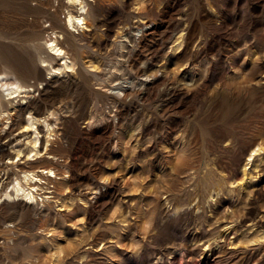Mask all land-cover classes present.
Wrapping results in <instances>:
<instances>
[{"label":"rangeland","instance_id":"obj_1","mask_svg":"<svg viewBox=\"0 0 264 264\" xmlns=\"http://www.w3.org/2000/svg\"><path fill=\"white\" fill-rule=\"evenodd\" d=\"M3 3L34 90L0 117V264H264V0H88L56 75L37 44L65 9ZM42 168L33 208L4 202Z\"/></svg>","mask_w":264,"mask_h":264},{"label":"bare ground","instance_id":"obj_2","mask_svg":"<svg viewBox=\"0 0 264 264\" xmlns=\"http://www.w3.org/2000/svg\"><path fill=\"white\" fill-rule=\"evenodd\" d=\"M3 1V7L6 8L9 5V2L11 0H1ZM22 4L25 5V3H32L35 2V7H32L31 5V13L29 12L26 17L31 20H37L41 14L47 15V18L49 19L51 15L49 12L43 11V9L40 8V5L44 3V0H21ZM65 2L61 3V0H46L48 4H54L57 2V8L59 9H65V17L64 20L59 18V21L61 22V29L59 31H55L56 27L54 23H49V25L44 30H42L43 33L48 32L46 36V40L44 42V45L41 46L40 44H37V47L42 48L49 57L53 59V61L59 62L60 60H63L62 63L59 64V66L52 67V75L59 74L63 72V70L70 68L71 66V60L69 57L66 56L65 50L62 48L61 40L65 39V34H71L74 35L75 32L84 26H86V14L88 13V3L86 0H64ZM91 2V1H90ZM45 5V4H44ZM11 6V5H10ZM53 6V5H52ZM61 6V7H60ZM14 7V6H13ZM56 7V6H54ZM62 11V10H61ZM5 13V12H4ZM89 14V13H88ZM58 15V14H57ZM91 15V14H90ZM23 16V15H22ZM54 17V16H53ZM12 18V17H11ZM55 18V17H54ZM57 18V17H56ZM26 19V18H25ZM51 19V18H50ZM88 19V18H87ZM8 20V19H7ZM6 18L0 19V24H5L7 22ZM24 20V18H21V22ZM56 20V19H55ZM2 21V22H1ZM11 21H13L11 19ZM19 21V20H18ZM58 21V22H59ZM10 22V20H9ZM59 22V23H60ZM14 23V22H13ZM31 23V22H30ZM58 25V24H57ZM16 27V26H15ZM24 27V26H23ZM26 27V26H25ZM58 27V26H57ZM5 28V27H4ZM22 28V27H21ZM18 31V29H17ZM77 42V41H76ZM79 42V41H78ZM35 44V43H34ZM79 44V43H78ZM23 45V44H21ZM78 47V46H77ZM80 47V46H79ZM68 48V47H67ZM34 49V48H33ZM34 52V51H33ZM72 53V52H71ZM34 54V53H33ZM77 55V54H76ZM34 56V55H33ZM69 56V55H68ZM46 57V56H45ZM57 57H61L60 59ZM38 58V57H37ZM41 58V57H40ZM0 61L3 65V69L0 73V117L9 115L8 107L12 102L14 101V98L20 97L24 98L23 102L21 103V106L27 103L26 98L30 95V92L34 90L33 85H27L25 81L26 74H23V69L16 65V63H12L9 58L3 56L0 57ZM39 61V60H38ZM41 67H45L46 63L45 61H42ZM49 63V62H48ZM25 64V63H24ZM49 65V64H48ZM22 66V65H21ZM51 66V65H49ZM1 67V66H0ZM40 68V67H39ZM25 69V68H24ZM41 69V68H40ZM26 70V69H25ZM44 71V70H42ZM27 72V71H26ZM42 73V72H41ZM40 73V74H41ZM39 74V75H40ZM8 76H13L14 80L10 81V78ZM44 76V75H43ZM42 77V76H41ZM30 78V77H29ZM43 78V77H42ZM27 79V78H26ZM44 79V78H43ZM65 80V79H64ZM69 81V80H68ZM44 88V87H43ZM116 94V93H115ZM21 95V96H20ZM34 99V98H33ZM22 101V100H21ZM17 102V100H16ZM28 104V103H27ZM28 106V105H27ZM30 107V106H29ZM28 107V108H29ZM20 109V108H19ZM10 110V109H9ZM15 110V109H14ZM20 111V110H18ZM17 112V111H16ZM15 112V113H16ZM21 112H23V108H21ZM20 112V113H21ZM29 112V111H28ZM18 114V113H17ZM23 114V113H22ZM25 114V113H24ZM16 115V114H15ZM21 116V115H20ZM11 117V116H10ZM17 117V116H16ZM18 118V117H17ZM25 118V117H24ZM23 118V119H24ZM5 119V118H4ZM18 119H21L20 117ZM15 120V119H14ZM26 120L29 122V126L32 127L33 130H35V137H34V145L31 150L32 155L28 157L29 160H36L38 157H40L38 154L39 146L37 145V141L39 136L38 131H36V122L38 120L37 117L28 114L26 117ZM25 122V121H24ZM48 123V122H47ZM48 126V125H46ZM51 127V126H50ZM13 129V128H12ZM29 129V128H26ZM48 129V128H47ZM8 131V130H7ZM13 131V130H12ZM26 133V132H24ZM32 133V132H31ZM23 134V133H22ZM26 135V134H25ZM37 136V137H36ZM41 136V135H40ZM30 141V140H29ZM40 141V140H39ZM43 141V140H42ZM42 146V145H41ZM41 148V147H40ZM42 149V148H41ZM52 149V147H51ZM50 151V150H49ZM52 152V151H51ZM53 153V152H52ZM6 154V153H5ZM15 156V155H14ZM55 156L50 155V158H54ZM25 161V160H24ZM7 165V164H6ZM29 165V164H28ZM50 167V166H49ZM21 168V167H20ZM23 169V168H22ZM21 169V170H22ZM41 173V174H39ZM58 171L56 172L53 168H42L39 169V171H25L24 174L17 178L15 181V184L11 188V191L7 190H1V194L4 193V202L9 204V198L13 199L16 202H19L23 208L31 209L34 207V202L36 201L38 203V196H39V189H43V183L46 181H43V177H46L48 180L57 179ZM16 174V173H15ZM59 174V173H58ZM8 178V177H7ZM5 187V186H4ZM3 191V192H2ZM49 193L52 191H48ZM48 198V197H47ZM1 199V196H0ZM9 199V200H8ZM44 200V198H43ZM1 201V200H0ZM12 201V200H11ZM3 204V203H2ZM12 204V203H11ZM19 204V205H20ZM17 205V204H16ZM18 207V206H17ZM16 208V207H15ZM20 209V208H19ZM25 211V210H24ZM25 213V212H24ZM34 213V212H33ZM21 215V214H20Z\"/></svg>","mask_w":264,"mask_h":264}]
</instances>
